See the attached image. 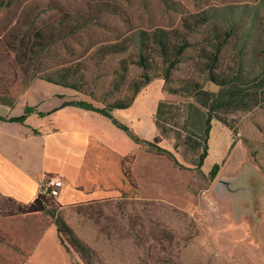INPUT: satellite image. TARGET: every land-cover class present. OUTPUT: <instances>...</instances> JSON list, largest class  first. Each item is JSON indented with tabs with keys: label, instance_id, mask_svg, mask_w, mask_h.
<instances>
[{
	"label": "rangeland",
	"instance_id": "1",
	"mask_svg": "<svg viewBox=\"0 0 264 264\" xmlns=\"http://www.w3.org/2000/svg\"><path fill=\"white\" fill-rule=\"evenodd\" d=\"M23 1L27 7L20 13L17 2ZM256 1L17 0L0 9V93L8 89L0 94V104L9 112L16 111L34 84L46 77L67 78L77 85L78 89L69 87L74 97L99 107L126 102L139 89L132 104L118 108L114 116L141 138L157 136L159 145L172 152L173 157L129 139L123 149L130 152L125 165L133 174L132 185L115 170L112 176H99L104 172L98 160L111 156L115 162L116 154L105 147L103 152L93 150L98 159L89 170L107 185L95 191L106 189L114 199L125 193V214L115 202L102 203L101 213L95 211L99 206L90 213L77 202L63 204L54 197L56 212L101 262L264 264V105L218 110L221 120L212 118L208 154L197 168L207 109L189 93L197 83L213 92L219 89L204 70L208 26L196 20L197 14L210 7L252 6ZM19 15L17 28L10 31ZM33 27L42 29L43 41L31 36L28 50L22 44L20 51L8 50L17 34ZM139 30L169 32L170 52L162 55L157 48L148 49L146 61L139 62L133 40ZM185 39L189 43L178 54ZM48 40L50 44L40 49ZM233 54L227 44L219 70L235 67ZM160 90L163 97L157 110ZM43 91L38 87L36 93ZM214 163L219 166L211 176ZM46 220L54 224L46 212L33 219H1L0 264H76V253L66 251L51 232L42 256L30 257Z\"/></svg>",
	"mask_w": 264,
	"mask_h": 264
},
{
	"label": "trees",
	"instance_id": "2",
	"mask_svg": "<svg viewBox=\"0 0 264 264\" xmlns=\"http://www.w3.org/2000/svg\"><path fill=\"white\" fill-rule=\"evenodd\" d=\"M17 0H0V9L11 7ZM27 7L26 2H17L16 10L20 13ZM38 14V13H37ZM196 19L200 24H206L209 40H207L209 49L205 50L204 57L206 58L207 77L219 85L217 92L204 89L200 84L189 92L193 95L196 101L204 106L207 110L206 118L203 126V147L197 158V168H201L204 160L208 154V139L211 129V120L217 116L218 110H232V109H249L256 105H264V0H257L254 5H226L222 7H210L202 10L197 14ZM20 15L16 22L10 27V31L17 28ZM32 26L34 23H32ZM31 36L39 37L41 41L45 38L41 28L33 27L31 31H25L21 35L17 34L9 51H20L19 45L24 46V51L29 48ZM27 37V38H26ZM134 37V43L138 48L139 62L146 61V54L148 49H156L162 55H167L170 52L172 40L169 32L164 30L146 31L139 30ZM52 40L42 42L40 49H43ZM188 40L185 39L181 45L178 46L177 52L181 53L188 45ZM227 44H231V51L233 59L235 60V67L228 70L220 68V61L223 58L224 50ZM143 65V64H142ZM235 68V70H233ZM233 70V71H232ZM232 71V72H230ZM45 80L59 84L66 87L77 88L76 84L71 83L67 78L53 79L44 78ZM139 89L135 90L134 95L126 102L114 101L103 107L95 106L92 102L86 100H70L65 101L64 105H75L85 109L97 111L108 118L120 129L124 130L128 136L136 143H146L155 147L158 153L167 152L172 156L170 150L165 149L159 145L158 137L153 140L141 138L134 133L133 129L127 124L119 121L112 113L113 109L129 107ZM8 89H3L1 93H7ZM0 93V94H1ZM3 99L0 97V103ZM10 103V102H9ZM23 113L17 116H10L8 118L1 116L2 120L24 122L27 116L36 112L39 116L46 115L43 111L36 110L33 106L27 103L23 104ZM221 120V118H219ZM34 132H38L34 129ZM134 157L133 154L131 155ZM129 155L122 159V171L125 179L130 184L134 185L135 180L131 169L125 163L128 161ZM177 162V159H175ZM129 162V161H128ZM178 163V162H177ZM219 164L214 163L210 169L211 176L217 172ZM107 196L99 199H92L87 201H80L76 204L84 211L90 210L93 213L94 207L99 213L103 212L102 203L115 202V205L120 211L125 214L126 194L121 193L120 197ZM54 196L38 193L32 200L23 202L14 197L7 196L0 193V216H16L31 213L46 212L53 218V223L56 226L58 237L61 244L66 251H73L76 253L78 260L76 264H105L101 262L94 249L78 237L72 228L65 222V220L56 212V207L53 206ZM139 202H141L139 200ZM142 203H147L144 200ZM131 216L127 215L129 219ZM162 260L169 261L171 257L162 256Z\"/></svg>",
	"mask_w": 264,
	"mask_h": 264
},
{
	"label": "crops",
	"instance_id": "3",
	"mask_svg": "<svg viewBox=\"0 0 264 264\" xmlns=\"http://www.w3.org/2000/svg\"><path fill=\"white\" fill-rule=\"evenodd\" d=\"M38 87L44 90L42 94L36 93ZM162 97L163 92L160 90L157 95V110ZM79 99L86 100L80 96L74 97L69 87L38 80L28 92L27 100L24 99L16 111L9 112L5 105L0 104V115L6 118L21 115L25 103L46 113L39 116L33 112L24 122L0 119L1 194L23 202L30 201L40 192L42 180L46 176L58 174L65 180L57 196L63 204L110 196L107 195L106 189L99 193L95 191L96 187L102 189L107 185L102 179L96 181V175L89 170L98 159V156H92L93 150L103 152L102 147L110 154L115 151L116 160L113 162L111 156L110 158L102 156L97 166L104 173L99 176H112L115 170V173L125 180L122 159L130 152L123 148L131 138L107 116L79 106L63 104L65 101ZM116 110L119 109H113L112 113L115 114ZM34 129L38 132H34ZM89 186L94 189L89 190ZM116 191L117 189L114 190ZM39 215H42V212L4 216L0 217V220L19 216L33 219ZM50 232L63 246L56 226L46 220L28 253L30 257L42 256Z\"/></svg>",
	"mask_w": 264,
	"mask_h": 264
},
{
	"label": "built area",
	"instance_id": "4",
	"mask_svg": "<svg viewBox=\"0 0 264 264\" xmlns=\"http://www.w3.org/2000/svg\"><path fill=\"white\" fill-rule=\"evenodd\" d=\"M64 184L65 180L61 175L53 174L46 176L44 180H42L40 193L56 197L60 194Z\"/></svg>",
	"mask_w": 264,
	"mask_h": 264
}]
</instances>
